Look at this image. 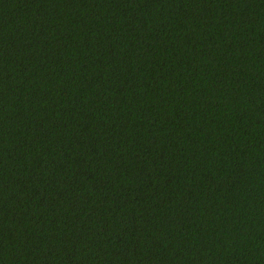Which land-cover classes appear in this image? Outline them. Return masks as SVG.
<instances>
[{"label": "trees", "instance_id": "16d2710c", "mask_svg": "<svg viewBox=\"0 0 264 264\" xmlns=\"http://www.w3.org/2000/svg\"><path fill=\"white\" fill-rule=\"evenodd\" d=\"M0 264H264V0H0Z\"/></svg>", "mask_w": 264, "mask_h": 264}]
</instances>
